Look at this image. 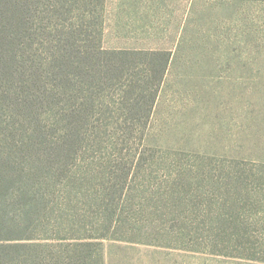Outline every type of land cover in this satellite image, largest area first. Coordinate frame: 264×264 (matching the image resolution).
Here are the masks:
<instances>
[{
  "label": "rangeland",
  "instance_id": "1",
  "mask_svg": "<svg viewBox=\"0 0 264 264\" xmlns=\"http://www.w3.org/2000/svg\"><path fill=\"white\" fill-rule=\"evenodd\" d=\"M101 39L169 56L145 128L81 154L132 166L122 235L145 244L104 240V264H264V0H104ZM124 86L117 110L137 104Z\"/></svg>",
  "mask_w": 264,
  "mask_h": 264
},
{
  "label": "trees",
  "instance_id": "2",
  "mask_svg": "<svg viewBox=\"0 0 264 264\" xmlns=\"http://www.w3.org/2000/svg\"><path fill=\"white\" fill-rule=\"evenodd\" d=\"M103 9L0 0V264H104V240L145 244L122 235L136 234L119 208L132 166L81 154L145 128L169 56L104 49ZM137 58L156 73L152 87L144 76L137 89ZM123 78L137 104L117 110L106 100Z\"/></svg>",
  "mask_w": 264,
  "mask_h": 264
}]
</instances>
